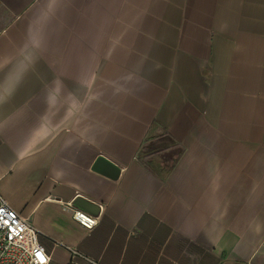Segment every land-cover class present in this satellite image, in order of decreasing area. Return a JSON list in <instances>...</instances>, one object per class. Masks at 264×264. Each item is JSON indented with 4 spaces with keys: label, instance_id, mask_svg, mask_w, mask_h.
<instances>
[{
    "label": "crops",
    "instance_id": "1",
    "mask_svg": "<svg viewBox=\"0 0 264 264\" xmlns=\"http://www.w3.org/2000/svg\"><path fill=\"white\" fill-rule=\"evenodd\" d=\"M0 192L50 264H264V0H0Z\"/></svg>",
    "mask_w": 264,
    "mask_h": 264
},
{
    "label": "built area",
    "instance_id": "2",
    "mask_svg": "<svg viewBox=\"0 0 264 264\" xmlns=\"http://www.w3.org/2000/svg\"><path fill=\"white\" fill-rule=\"evenodd\" d=\"M73 217L87 229L98 224L97 216L79 209L73 210ZM38 235L30 218L14 209L0 192V264H50L52 256L39 242ZM64 247L71 252V261L80 255L75 248ZM86 260L99 264L93 259Z\"/></svg>",
    "mask_w": 264,
    "mask_h": 264
},
{
    "label": "water",
    "instance_id": "3",
    "mask_svg": "<svg viewBox=\"0 0 264 264\" xmlns=\"http://www.w3.org/2000/svg\"><path fill=\"white\" fill-rule=\"evenodd\" d=\"M95 167L98 170L112 177H117L120 174V168L115 163H113L112 161L108 160L103 156L98 158ZM76 203L78 207H82L88 210H94V207H97V209L99 208L97 204L81 196L76 199Z\"/></svg>",
    "mask_w": 264,
    "mask_h": 264
},
{
    "label": "rangeland",
    "instance_id": "4",
    "mask_svg": "<svg viewBox=\"0 0 264 264\" xmlns=\"http://www.w3.org/2000/svg\"><path fill=\"white\" fill-rule=\"evenodd\" d=\"M69 264H91V263H89L86 260L76 259V260H73V261L70 260Z\"/></svg>",
    "mask_w": 264,
    "mask_h": 264
},
{
    "label": "snow or ice",
    "instance_id": "5",
    "mask_svg": "<svg viewBox=\"0 0 264 264\" xmlns=\"http://www.w3.org/2000/svg\"><path fill=\"white\" fill-rule=\"evenodd\" d=\"M5 223H7V220H5ZM41 259H43V257H41Z\"/></svg>",
    "mask_w": 264,
    "mask_h": 264
}]
</instances>
